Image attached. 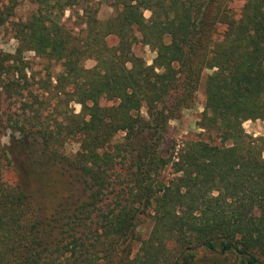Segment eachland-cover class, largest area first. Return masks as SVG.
Masks as SVG:
<instances>
[{
  "label": "trees",
  "instance_id": "1",
  "mask_svg": "<svg viewBox=\"0 0 264 264\" xmlns=\"http://www.w3.org/2000/svg\"><path fill=\"white\" fill-rule=\"evenodd\" d=\"M232 1L0 0V264H264V0Z\"/></svg>",
  "mask_w": 264,
  "mask_h": 264
},
{
  "label": "rangeland",
  "instance_id": "2",
  "mask_svg": "<svg viewBox=\"0 0 264 264\" xmlns=\"http://www.w3.org/2000/svg\"><path fill=\"white\" fill-rule=\"evenodd\" d=\"M243 0H234L229 3V8L234 16L239 17L241 12V8L243 6ZM98 18L100 21H106L114 14V9L107 3L103 2L98 5ZM18 15H23L25 10L20 9L18 11ZM69 11H66L65 18L69 16ZM145 18H149L150 13L148 11L144 12ZM224 31L223 26H219L217 30V37L219 38ZM106 42L109 46H113L117 43V38L114 35H110L106 37ZM15 46V42L12 38H10L9 34H6L5 31L0 32V48L4 50H12ZM134 53L142 57L145 62L150 65L154 59L155 53L151 50L150 47L145 46L141 42H135L133 46ZM92 60H87L84 62V66L90 68L93 66ZM210 71H204L201 77V83L198 88L195 104L192 108L185 110L182 114V117L177 121H172L170 123V131L172 133L171 138L175 141V149H179L183 143L194 136H197L201 133V130L198 127V121L200 118V114L203 111L204 103H205V96L203 90L204 80ZM74 109L76 112H79L80 107L79 105H74ZM243 129L245 133L253 138L264 137V120H255V121H246L243 123ZM203 139L208 140L206 137ZM70 149H75V146H68ZM264 157V153H263ZM80 195V190H77L74 194V199ZM151 229L150 223H145L141 228V236L147 237ZM194 258L193 261L189 264H212V260L217 257V255L209 250L203 248H197L194 251ZM229 262L231 263H238L236 258L228 254ZM264 262V259H263Z\"/></svg>",
  "mask_w": 264,
  "mask_h": 264
}]
</instances>
